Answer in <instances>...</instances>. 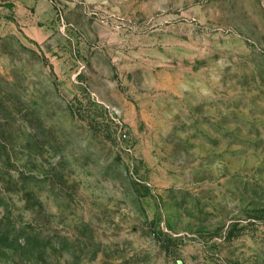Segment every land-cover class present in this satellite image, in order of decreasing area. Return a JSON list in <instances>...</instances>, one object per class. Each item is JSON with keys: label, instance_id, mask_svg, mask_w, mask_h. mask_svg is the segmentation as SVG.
<instances>
[{"label": "rangeland", "instance_id": "1", "mask_svg": "<svg viewBox=\"0 0 264 264\" xmlns=\"http://www.w3.org/2000/svg\"><path fill=\"white\" fill-rule=\"evenodd\" d=\"M0 264H264V0H0Z\"/></svg>", "mask_w": 264, "mask_h": 264}, {"label": "crops", "instance_id": "2", "mask_svg": "<svg viewBox=\"0 0 264 264\" xmlns=\"http://www.w3.org/2000/svg\"><path fill=\"white\" fill-rule=\"evenodd\" d=\"M32 33L35 35V37H39V38H46V35H47V30L48 29H39V28H36V27H33L32 29Z\"/></svg>", "mask_w": 264, "mask_h": 264}]
</instances>
